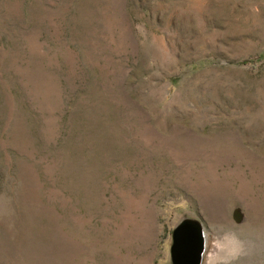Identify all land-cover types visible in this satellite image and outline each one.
<instances>
[{
	"label": "rangeland",
	"instance_id": "1",
	"mask_svg": "<svg viewBox=\"0 0 264 264\" xmlns=\"http://www.w3.org/2000/svg\"><path fill=\"white\" fill-rule=\"evenodd\" d=\"M264 264V0H0V264Z\"/></svg>",
	"mask_w": 264,
	"mask_h": 264
},
{
	"label": "water",
	"instance_id": "2",
	"mask_svg": "<svg viewBox=\"0 0 264 264\" xmlns=\"http://www.w3.org/2000/svg\"><path fill=\"white\" fill-rule=\"evenodd\" d=\"M205 237L201 224L195 219H183L172 232L171 263L201 264Z\"/></svg>",
	"mask_w": 264,
	"mask_h": 264
}]
</instances>
